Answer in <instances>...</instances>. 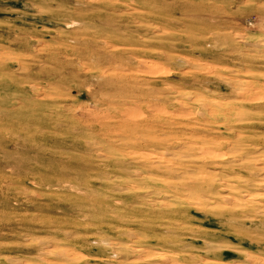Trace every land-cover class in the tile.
Wrapping results in <instances>:
<instances>
[{"label": "rangeland", "instance_id": "rangeland-1", "mask_svg": "<svg viewBox=\"0 0 264 264\" xmlns=\"http://www.w3.org/2000/svg\"><path fill=\"white\" fill-rule=\"evenodd\" d=\"M0 264H264V0H0Z\"/></svg>", "mask_w": 264, "mask_h": 264}]
</instances>
